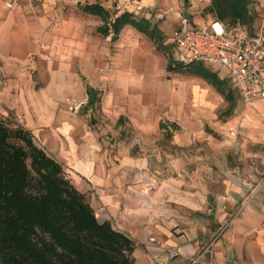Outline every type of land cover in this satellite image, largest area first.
<instances>
[{
  "label": "rangeland",
  "instance_id": "374dc122",
  "mask_svg": "<svg viewBox=\"0 0 264 264\" xmlns=\"http://www.w3.org/2000/svg\"><path fill=\"white\" fill-rule=\"evenodd\" d=\"M171 1L146 2L153 13L152 26L165 36L166 49L158 50L131 25L113 41V33L98 31L102 18L84 11L86 5L101 4L114 18L143 0H15L12 8L0 0V66L5 80L14 83V94L17 86H25L35 105L46 91L57 108L56 120L69 116L74 126L71 140L79 156L92 155L93 160L85 163L99 175L100 185L107 184L104 190L112 191L120 182L134 195L145 190L156 206L167 210L183 202L180 212L187 218L181 214L171 227L173 237L183 240L172 244L183 254L177 258L179 264H215V251L225 263L235 255L240 264H264V143L257 150L256 145L245 149L240 134L229 135L242 111L251 106L230 82L231 105L199 76L168 70L169 55L178 57L171 42L173 29L181 25L175 10L184 3ZM188 2L178 11H188L194 19L213 18L206 11L193 13ZM172 5L168 15L158 10H170ZM259 15L258 25L264 7ZM225 72L221 68L219 75ZM87 85L99 92L95 109L85 110ZM5 104L0 121L23 126L20 118L3 112ZM71 147L62 145L61 150ZM68 155L58 156L71 160ZM65 163L70 178L74 170ZM91 185L85 193L89 201L98 190ZM254 200L258 205L250 210ZM191 202L196 209H187ZM248 211L252 214L247 216ZM135 241L136 264H157L149 258L144 239ZM208 248L210 253L199 259Z\"/></svg>",
  "mask_w": 264,
  "mask_h": 264
},
{
  "label": "trees",
  "instance_id": "16d2710c",
  "mask_svg": "<svg viewBox=\"0 0 264 264\" xmlns=\"http://www.w3.org/2000/svg\"><path fill=\"white\" fill-rule=\"evenodd\" d=\"M258 4L212 0L205 11L229 32L241 27L255 35ZM84 11L102 18L98 31L106 36L113 33V41L131 25L158 50L166 49L165 36L152 26V17L124 12L113 18L101 4L86 5ZM168 70L193 73L230 98L226 81L203 62L184 65L171 54ZM86 91L85 107L95 109L99 92L90 85ZM135 248L133 238L110 221H99L86 194L67 178L64 165L36 143L30 130L0 121V264H136Z\"/></svg>",
  "mask_w": 264,
  "mask_h": 264
},
{
  "label": "crops",
  "instance_id": "0c3cea01",
  "mask_svg": "<svg viewBox=\"0 0 264 264\" xmlns=\"http://www.w3.org/2000/svg\"><path fill=\"white\" fill-rule=\"evenodd\" d=\"M149 1L150 0H143L144 4L142 5L145 7L146 12L143 11L141 13H137L135 10H132L130 11V13L141 15L142 17L147 18L152 17L153 13L147 11V9L150 6L152 7L153 1L151 2L150 6L148 5L150 3L146 4V2ZM186 1L187 0H184V3L182 1L179 8L176 9L175 12L180 10L181 7L185 6ZM256 1L261 3L260 8L256 9L259 12L261 11V7H264V0ZM171 2L175 3V0H172ZM211 2L212 0H189L188 6L193 13L197 12L198 10H202L203 12L211 4ZM172 9L173 5L172 7H170V10H164L162 8L158 10L168 15L169 12L173 11ZM213 22L217 21H215L214 18H212L210 21H204L200 18L194 19L191 17L192 27L211 25ZM263 22L264 19H262L261 23L258 25L256 21L255 30L257 31V33L263 26ZM158 29L163 33V30L161 28L158 27ZM177 29L179 28L175 27L172 32L175 33ZM235 29H239L244 32L241 27ZM235 29H232V31H234ZM172 39L174 40L173 43L177 47L175 37L172 36L171 42ZM205 65L210 68L214 67L215 70L213 71L218 74L221 80L226 81L227 91L230 93V98L228 100L223 95L222 96L231 105L233 92L229 84V82L231 83V81L228 70L220 65L206 63ZM221 68H225L226 72L224 76L219 75V70ZM5 77L6 74L4 72V69L0 66V107L2 102L4 103L5 101L6 103L5 108L2 107L3 112H5L6 115L8 114L16 117V119L20 118L23 123L22 125L32 132L35 141L39 146L44 148L50 155L55 157L62 164L65 163L64 161H66L67 164H65L68 166V168H72V170H74V172H72V176H70V179L81 192H89L92 186L91 184L94 185V189L98 188V194L93 192L89 194L91 195L90 203L96 211L102 206H104V208L106 209V218L97 216L100 222L110 221L116 229L126 233L134 240H136L138 237H142L146 242V248L148 250L147 254L149 255V258L152 259V261H156L157 264H159L158 259L164 255L165 250L173 247V245H177V243L183 242L182 239L174 238L173 232L171 231L172 225L178 224L177 217L182 214L180 210H182L181 205H183V202L181 203L179 208L175 210H167L164 206H156L155 202L152 200V197L150 195H146L145 190H143V192H139L136 190V197L130 192V189L128 192L126 190H123L122 185H119L120 182L114 187L112 191L111 189L109 191L104 190L103 188L107 186V184L104 183L103 186L100 185L101 178L99 177V175L96 174L95 171L93 173L90 166L85 163L86 160H93L92 155L86 152V154H81V156H79V150L77 149L74 141L71 140L74 126L69 121V116H64L62 121L56 120L55 113L57 108L54 103L48 101L46 91H43L42 94L44 99H41L42 101L40 103L38 102L34 105L30 101L29 94L25 92V86H23L22 88L17 86L18 91L16 92V94H14V83H8L5 80ZM235 91L240 97L239 92L236 89ZM51 101L53 102V99H51ZM257 102H262V104L256 105ZM231 108L233 110V107ZM87 109L88 108L85 107V110ZM242 115L243 116L242 118H240V120H236L237 124L231 127L229 135L237 138L240 134L243 138V145L246 147L245 149H248L252 145H256V147H254L256 149L254 150H257V148H259V144L264 143V101L260 98L255 99L251 108H246L245 110H243ZM67 144L68 146L70 145V147L73 144L76 147L73 148L75 151L72 149V147V151L69 149L68 151L61 150V146ZM252 150L253 149H251V151ZM67 153L69 155L66 157L71 158V160H64L65 158L63 159L61 158V156H58L67 155ZM71 155L72 157H70ZM229 184H231L230 181ZM130 198H134L135 203H132ZM195 205V203L191 202V204L188 206L189 208L187 209H196ZM256 205H258V202L254 200L253 204L250 206V210L254 209V206ZM251 214L252 212L248 211L246 215L248 216ZM180 218L186 219L187 217L183 215ZM151 239H154V241H151ZM219 244L220 239L215 242V247L219 246ZM220 257L221 256L219 252L215 251L213 254L215 264H229L230 262L240 264L239 258L235 255H231L230 257H228L226 263L225 260L221 259ZM179 259H176L172 264H179L181 262V260Z\"/></svg>",
  "mask_w": 264,
  "mask_h": 264
},
{
  "label": "built area",
  "instance_id": "2783aa9c",
  "mask_svg": "<svg viewBox=\"0 0 264 264\" xmlns=\"http://www.w3.org/2000/svg\"><path fill=\"white\" fill-rule=\"evenodd\" d=\"M14 1L7 0L6 6L12 8ZM144 9L142 4L134 8L137 13ZM176 14L181 21L180 28L174 33L180 63L189 65L203 62L223 66L228 70L233 87L246 105L252 106L257 98L264 101V22L257 34L250 35L239 29L229 32L221 22L192 27L188 11H177ZM96 215L106 218L104 206L96 211ZM210 251V248L206 249L199 259ZM182 255L178 247H171L165 250L158 262L170 264Z\"/></svg>",
  "mask_w": 264,
  "mask_h": 264
}]
</instances>
